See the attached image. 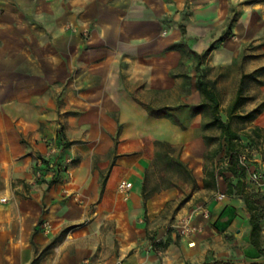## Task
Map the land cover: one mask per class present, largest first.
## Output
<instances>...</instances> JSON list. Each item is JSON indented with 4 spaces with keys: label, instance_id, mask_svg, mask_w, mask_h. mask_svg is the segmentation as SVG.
<instances>
[{
    "label": "crops",
    "instance_id": "crops-1",
    "mask_svg": "<svg viewBox=\"0 0 264 264\" xmlns=\"http://www.w3.org/2000/svg\"><path fill=\"white\" fill-rule=\"evenodd\" d=\"M190 1L192 10L185 20L191 26L189 37L199 34L201 42L209 41V29L202 26H235L248 11L251 24L260 25L253 39L264 40V0ZM185 3L0 0V198L13 192L18 202L17 207L0 203V264H264V215L258 238L250 240L249 214L239 197L229 195L222 204L196 203L182 215L178 209L174 216L191 214L197 229L182 237L161 219L164 203L175 198L176 189H166L167 195L155 193L146 199L150 223L139 237L131 223L142 202L145 165L132 173L134 192L117 207L111 187L130 172L134 158L122 155L109 167L104 163L95 169L87 159L90 108L118 111L121 120L136 114L143 118L142 112H127L128 106L140 105L122 83L124 73L125 82L144 78L152 88H163L164 68L153 71L156 66L148 59L159 66L161 50L174 52L180 34L161 37L160 28L170 21L181 24ZM234 7L239 15L231 21ZM68 22L79 32L87 29L88 37L65 32ZM41 49L44 57L39 59ZM195 121L193 117V126ZM252 125L264 127V108L249 122ZM58 128L69 142L64 149L68 156L80 157L66 193L49 175L35 179L31 169L32 156L47 153L42 139L57 140ZM196 146L202 156L204 147ZM254 160L264 174V160ZM104 169L100 192L98 178ZM196 182L202 190V182ZM217 185V194H224L221 178ZM247 188L260 189L248 181ZM97 200L91 211L90 204ZM230 205L236 209L226 220L228 210L223 209ZM47 246L49 253L39 256Z\"/></svg>",
    "mask_w": 264,
    "mask_h": 264
},
{
    "label": "rangeland",
    "instance_id": "rangeland-1",
    "mask_svg": "<svg viewBox=\"0 0 264 264\" xmlns=\"http://www.w3.org/2000/svg\"><path fill=\"white\" fill-rule=\"evenodd\" d=\"M190 0H186V3L181 9V24H173L171 21L169 23L163 24L160 28V36H172L173 33L181 36L180 40L174 43V52L164 48L159 52V66L152 63L150 59L149 64L156 66L153 71H160L163 67L165 70L164 79L162 81L163 88L154 89L151 87V82L146 79H136L130 83L125 82L127 73L121 76V81L125 87L132 93L133 100H137L150 108H160L162 106H168L173 108L170 114H173L178 119V124L172 119L167 117H154L150 115L147 111L140 109L135 104L128 106L127 112H142L143 120L132 118L121 120L118 111H108L103 113L100 111V107L90 108L88 111L92 113V119L88 122L90 131L89 135L84 141L88 143L86 150L87 159L90 160L93 169L97 168L98 164L106 163L108 167L112 165L117 157L122 155L132 156L134 158L133 164L128 166L130 172L127 173L123 178H121L117 183L111 187V192L117 198L116 206L122 202L125 205V200L132 194L133 188H131L126 196L118 191L117 185L123 181H132V173H137V168L145 165L149 166L151 159L153 158L155 146L154 143L157 141L168 142L173 145L180 146L181 158L188 164L192 170L197 181H201L202 174V163L203 159L201 154L197 153L196 157L198 161L192 165L193 159L187 154L189 148L188 135L193 134L194 139L199 148L206 149L205 144L202 140V134L208 137H216L214 140H210L207 145L209 150H214L218 148L219 143V130L215 126L206 127L202 130V126L210 121L209 112L204 109L198 114L191 115L189 108L186 105L198 104L200 102L199 92L196 90L195 83L197 79L203 78L208 80H213L216 85V90L219 97V114L223 120L227 119V108L234 97L236 90L239 86L240 81L243 80L244 88L243 95L249 97V100L238 110V113H246L253 109L255 106L260 105L264 102V40L261 42H255L253 39L254 31L259 27L258 25L251 24L250 14L246 11L244 18L238 25H222V24H211L207 27L209 29L210 36L212 39L206 42H201L198 37H189L190 25H188L185 20H188V15L190 14V9L192 6ZM205 10H200V13L204 14ZM212 15L214 11L208 10ZM239 12L236 7L230 10V20H236ZM250 23V24H249ZM264 29V25L261 26ZM65 32L71 34H81L82 36L88 37L87 29L78 31L75 24L71 22L66 23L63 26ZM207 44V45H206ZM206 45V46H205ZM212 46L213 49L198 62V55L205 51L208 46ZM202 50L199 53L195 49ZM41 56L39 59L44 57L43 49L40 50ZM174 54V55H173ZM179 56V57H178ZM161 59V60H160ZM174 62V64H172ZM162 66V67H161ZM136 102V101H135ZM137 103V102H136ZM108 108L109 106H105ZM143 108V107H142ZM92 109V110H91ZM195 118V125H192V118ZM165 118V119H163ZM164 127L165 134L158 133L157 127ZM231 126L233 129L237 130L240 134L241 144L243 145L242 151L246 154H251L253 158L255 156H260V152L264 151V142L259 143L253 147H250L243 137V130H248L249 123H242L237 119L231 120ZM85 142V143H86ZM60 149L58 152L54 153L53 157L58 163L68 156L64 150ZM152 155V158L150 156ZM42 155L35 154L32 156L31 169L34 172L39 168L37 165V159ZM149 157V159H148ZM80 157L74 155L72 166L77 164ZM264 160V155L263 158ZM214 164L220 167H225L226 157L222 150L218 152L213 161ZM199 167V172L197 173L194 168ZM107 169V168H106ZM100 171L98 183L99 190L103 192L105 173ZM46 168L44 172H46ZM45 176V175H44ZM40 177L34 176L35 179ZM51 178L52 176L49 175ZM156 176H151L146 182V194L155 195V193H160L164 191L163 194H170V190L163 189L157 190L154 186ZM55 180L59 181L61 184L62 177L58 174L55 176ZM252 183V182H249ZM254 184V183H253ZM69 184L66 185V187ZM256 185V184H255ZM62 188V186L60 187ZM226 188V186H225ZM157 190V192H155ZM177 191V190H176ZM88 193V191H86ZM141 193V189H140ZM86 194V193H85ZM217 192L212 193L209 190L199 188L191 192L188 196L186 193L180 194L177 191V195L174 199H168L164 203L163 211L161 216L164 225L170 226L175 224L178 217H175L176 211L179 209L180 214L183 212H188L192 209L196 203H220L225 202L227 196L224 191V197L222 199L216 198ZM235 200V199H233ZM97 201L90 204L89 209L91 211L95 210ZM149 206L146 200L142 198V202L139 206V211L134 210L132 217V227L133 232L137 236L144 225L150 223V216L148 215ZM124 218L122 223H124ZM126 224V223H125ZM173 228V227H170ZM128 235V233H127ZM56 247V246H55ZM49 246L42 248L39 256H43L49 253Z\"/></svg>",
    "mask_w": 264,
    "mask_h": 264
},
{
    "label": "trees",
    "instance_id": "trees-1",
    "mask_svg": "<svg viewBox=\"0 0 264 264\" xmlns=\"http://www.w3.org/2000/svg\"><path fill=\"white\" fill-rule=\"evenodd\" d=\"M213 47L210 45L204 52L198 55V62L203 59ZM196 90L200 95V102L198 104L186 105L189 108L190 114L195 115L206 109L210 114V121L202 126V130L206 127L215 126L220 134L218 148L209 150L208 144L210 140L216 139V137H208L202 134L203 143L206 146L202 154V174L201 179L202 188L212 192H216L218 189L217 180L221 178L226 186L225 193L239 197L243 201L244 208L249 214L248 223L250 225L249 237L250 240L257 239L260 231V221L264 215V190H253L247 188V171L252 167H257V163L254 160L255 157H251V154H246L242 151L243 145L241 144L240 134L237 130L231 126V120L237 119L242 123H249L256 115H258L264 108V102L255 106L253 109L246 113H238V110L249 100V97L243 95V80L240 81L239 86L232 100L227 108V119L223 120L219 114V97L216 90V85L213 80L199 78L195 83ZM139 103L150 115L154 117H167L172 119L175 123H179L178 119L170 114L173 108L168 106H162L160 108H150L147 105L135 100ZM58 141L62 148H65L69 142L65 141V137L61 131V128L57 130ZM243 137L250 143V147L258 145L264 142V127L249 126L248 130H243ZM155 150L153 158L149 166L144 168L143 182L141 186V195L144 200L150 197V194H146V182L151 176H156L155 188L157 190H163L166 188H175L180 194L186 193L188 196L191 192L198 189V185L191 168L181 158L180 146L170 144L168 142L157 141L154 143ZM222 150L226 157L225 167L217 166L213 163L214 158L218 152ZM241 154L246 155L248 166H244L239 162V156ZM264 151L260 152L261 158H263ZM45 162V161H44ZM56 173L52 175L51 182L56 181L55 176L58 175L61 164L55 159L54 162ZM249 182V181H248ZM155 190V192H157ZM258 200L261 202L259 203ZM228 210L226 214V220L230 219L231 210L235 212V206H226L223 210ZM223 212H221L222 214ZM220 214V215H221ZM220 263V262H215ZM35 264V263H31ZM205 264V263H204Z\"/></svg>",
    "mask_w": 264,
    "mask_h": 264
},
{
    "label": "built area",
    "instance_id": "built-area-1",
    "mask_svg": "<svg viewBox=\"0 0 264 264\" xmlns=\"http://www.w3.org/2000/svg\"><path fill=\"white\" fill-rule=\"evenodd\" d=\"M43 143L45 144V147L47 149V153L40 158L37 159V165L39 168L34 172V176L40 177L44 175H54L56 173L54 162L55 158L53 157L54 153L58 152L60 149H62L61 144L59 143L58 139L53 140L52 138L44 137L42 139ZM45 161V162H44ZM73 158L72 156H67L61 160V166L60 170L58 171V174L62 177V191L64 193L67 192L66 185L69 184L73 177V166H72ZM239 162L244 165L248 166V162L246 160V155L241 154L239 156ZM46 168V172H44V169ZM247 181L252 182L256 184L260 189L264 190V174L258 167H252L247 171ZM132 184L130 181H123L118 183L117 189L119 192L124 194L126 196L127 192L131 189ZM224 197L223 193L217 194V199H222ZM10 202L14 207L18 206V202L16 200V197L14 193L1 197L0 203H6ZM192 215L188 214L184 217L179 218L175 224H173V227L176 231V233L179 236H189L196 232V226L191 222Z\"/></svg>",
    "mask_w": 264,
    "mask_h": 264
},
{
    "label": "bare ground",
    "instance_id": "bare-ground-1",
    "mask_svg": "<svg viewBox=\"0 0 264 264\" xmlns=\"http://www.w3.org/2000/svg\"><path fill=\"white\" fill-rule=\"evenodd\" d=\"M134 117L136 119H138L139 121H142L143 120L142 117H141V115L136 114V116H134ZM157 128H158V133H162V134H165V130H167L164 127H161V126H159ZM187 139H188V142H189V148H188L187 154L190 157L194 158L193 159V163H192V165L194 166L195 162L198 161V158L196 157V154L198 152V149H197V146H196L197 143H196V140L194 139L193 134H189L188 137H187ZM194 170L198 173L199 172V167L198 166H195ZM67 238H69V236Z\"/></svg>",
    "mask_w": 264,
    "mask_h": 264
}]
</instances>
